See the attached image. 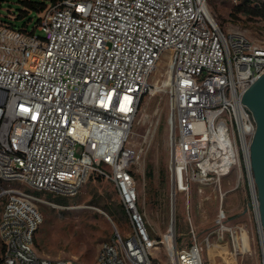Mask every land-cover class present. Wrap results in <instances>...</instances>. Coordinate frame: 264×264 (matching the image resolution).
<instances>
[{
	"label": "built area",
	"instance_id": "built-area-1",
	"mask_svg": "<svg viewBox=\"0 0 264 264\" xmlns=\"http://www.w3.org/2000/svg\"><path fill=\"white\" fill-rule=\"evenodd\" d=\"M212 1L49 0L25 25L16 1L0 4V264H81L37 249L39 204L67 205L36 192L72 197L93 176L114 184L130 223L126 233L114 228L93 264H158L160 248L168 264H206L190 210V242H180L173 216L151 236L139 208L144 148L134 124L166 62L172 212L179 193L204 194L243 162L251 180L256 121L242 98L264 74V42L223 32ZM241 230L238 246L233 227L216 229L212 244L228 264L251 252ZM226 232L231 248L221 241Z\"/></svg>",
	"mask_w": 264,
	"mask_h": 264
},
{
	"label": "rangeland",
	"instance_id": "rangeland-1",
	"mask_svg": "<svg viewBox=\"0 0 264 264\" xmlns=\"http://www.w3.org/2000/svg\"><path fill=\"white\" fill-rule=\"evenodd\" d=\"M15 1V0H13ZM243 0H214L210 3L211 12L223 30L242 32L256 42H264V21L251 18L244 12H236V6ZM16 6V5H15ZM14 6V8H15ZM5 9V7H3ZM41 33V31H38ZM163 62L152 76L155 83L153 92L145 97L134 124V139L144 148L143 157L137 167L136 180L139 190V208L142 211L152 237H159L169 227L172 216V183L169 170L170 161V95ZM157 81L159 84L157 85ZM168 83V82H167ZM78 148L77 153L80 154ZM152 170V176L148 172ZM9 183H3L7 185ZM20 185L19 182L12 183ZM38 196L48 201L66 200L65 207H55L40 203L44 221L36 235V247L45 255L60 258H75L81 264H93L101 244L112 238L117 226L124 233L130 230V223L114 184L102 177H91L72 197L54 196L38 191ZM6 197L0 198V216ZM203 240L206 264H228L222 247L217 244V228L224 225L233 227L237 245L243 244L241 228L248 232L247 247L251 252L243 254L238 264H263L264 253L261 227L254 200V192L247 167L236 165L221 183L207 187L204 194L196 191L188 199L179 193L175 199L174 217L180 242H190V221ZM226 219L220 221L221 216ZM209 236L211 246L206 245ZM231 235L226 232L221 241L232 246ZM2 241L0 239V249ZM154 259L158 264H168L163 248L154 249Z\"/></svg>",
	"mask_w": 264,
	"mask_h": 264
},
{
	"label": "water",
	"instance_id": "water-1",
	"mask_svg": "<svg viewBox=\"0 0 264 264\" xmlns=\"http://www.w3.org/2000/svg\"><path fill=\"white\" fill-rule=\"evenodd\" d=\"M242 101L256 121V132L250 145V168L256 189L259 223L264 242V74L246 90Z\"/></svg>",
	"mask_w": 264,
	"mask_h": 264
},
{
	"label": "trees",
	"instance_id": "trees-1",
	"mask_svg": "<svg viewBox=\"0 0 264 264\" xmlns=\"http://www.w3.org/2000/svg\"><path fill=\"white\" fill-rule=\"evenodd\" d=\"M4 0H0V4ZM18 5L16 6L19 11V17L25 18V23L30 19L37 17V14L41 12L49 0H15ZM236 12H244L251 18L260 19L264 21V2L261 0H243L240 4L236 6ZM152 176V170L148 172ZM59 203L68 205L69 203L64 199L59 201ZM124 211V208L122 207ZM125 212V211H124Z\"/></svg>",
	"mask_w": 264,
	"mask_h": 264
},
{
	"label": "bare ground",
	"instance_id": "bare-ground-1",
	"mask_svg": "<svg viewBox=\"0 0 264 264\" xmlns=\"http://www.w3.org/2000/svg\"><path fill=\"white\" fill-rule=\"evenodd\" d=\"M167 82L169 83V79L167 80ZM166 81H164V84H168ZM159 84V81H157V85ZM251 182H252V187H253V192H254V200H255V205H256V209H257V214H258V220L260 222V219H259V209H258V200L256 198V189H255V186H254V180H253V177L251 176ZM261 233H262V229H261Z\"/></svg>",
	"mask_w": 264,
	"mask_h": 264
}]
</instances>
